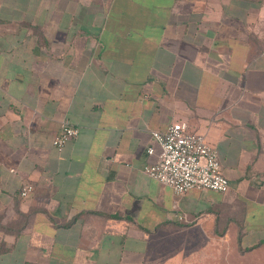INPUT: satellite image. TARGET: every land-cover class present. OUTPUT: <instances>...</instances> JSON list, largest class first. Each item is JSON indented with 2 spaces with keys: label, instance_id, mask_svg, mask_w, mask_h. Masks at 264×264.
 Wrapping results in <instances>:
<instances>
[{
  "label": "crops",
  "instance_id": "1",
  "mask_svg": "<svg viewBox=\"0 0 264 264\" xmlns=\"http://www.w3.org/2000/svg\"><path fill=\"white\" fill-rule=\"evenodd\" d=\"M175 123L228 193L148 176ZM191 236L264 264V0H0V264H191Z\"/></svg>",
  "mask_w": 264,
  "mask_h": 264
},
{
  "label": "built area",
  "instance_id": "2",
  "mask_svg": "<svg viewBox=\"0 0 264 264\" xmlns=\"http://www.w3.org/2000/svg\"><path fill=\"white\" fill-rule=\"evenodd\" d=\"M79 134L78 127L64 122L53 139V146L63 150ZM152 135L160 146V154L154 164L146 167L148 176L171 187L178 195L193 190L222 194L230 191V181L222 172L218 152L203 136L190 131L184 123L172 124L167 130L154 131ZM147 151L149 155L155 153L153 148ZM34 189L31 183L23 184L21 198L30 196Z\"/></svg>",
  "mask_w": 264,
  "mask_h": 264
},
{
  "label": "rangeland",
  "instance_id": "3",
  "mask_svg": "<svg viewBox=\"0 0 264 264\" xmlns=\"http://www.w3.org/2000/svg\"><path fill=\"white\" fill-rule=\"evenodd\" d=\"M221 244H223V246L221 245L215 246L214 244H210L211 246L205 247L203 244L201 245V243L198 245L196 236L194 237L191 236L189 242L190 245L189 249L191 251L186 252L184 255L187 258L188 262L191 264H213V262L216 260H221L223 263L229 262L230 261V253L228 252L229 246L226 244V242H223ZM214 249H216L215 252ZM174 259L177 260V256L174 257Z\"/></svg>",
  "mask_w": 264,
  "mask_h": 264
},
{
  "label": "trees",
  "instance_id": "4",
  "mask_svg": "<svg viewBox=\"0 0 264 264\" xmlns=\"http://www.w3.org/2000/svg\"><path fill=\"white\" fill-rule=\"evenodd\" d=\"M241 230H242V226H239V233H238V238H239V240L241 239Z\"/></svg>",
  "mask_w": 264,
  "mask_h": 264
}]
</instances>
